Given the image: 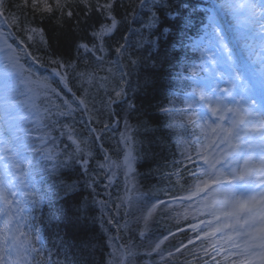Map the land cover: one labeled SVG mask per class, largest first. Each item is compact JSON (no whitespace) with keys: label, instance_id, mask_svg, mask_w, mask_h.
<instances>
[{"label":"snow or ice","instance_id":"6c2138e0","mask_svg":"<svg viewBox=\"0 0 264 264\" xmlns=\"http://www.w3.org/2000/svg\"><path fill=\"white\" fill-rule=\"evenodd\" d=\"M74 2L83 4L85 8L92 6L91 0H21L18 7L52 18L56 13L72 17L73 12L69 8ZM116 3L117 0H104L103 3L96 0L95 7L107 13L110 20L109 24L101 25L100 31L93 33L97 41L103 42L105 36H110L117 29L118 21L111 15ZM153 3L161 4L163 0H153ZM4 10L5 0H0V16L4 15ZM225 10L238 23L242 19L248 38L259 37L264 46V0H214L208 9L210 15L204 36L192 44V48L201 53V63L194 64L190 77L186 78L190 79L192 90L185 100V112L191 109V114L186 115L187 120L203 122L201 132L208 143L201 145L206 151L197 152V155L207 167L199 175L193 174L196 180L192 188L186 189V195H175L172 199L181 202L201 198L202 206L209 209L202 214L212 217L201 223L207 229L204 237L213 241L214 253L219 254L221 249L230 252L231 264H264V103L256 104L258 95L264 101V72L256 74L236 39L230 37L228 27L221 23V13ZM11 19L16 21V17ZM157 21L154 16L148 27H155ZM22 31L29 41L36 36L45 41L42 28L28 27ZM14 43L17 42L9 43L8 36L0 32V53L4 54L7 62L5 70L19 66L18 52L24 56L31 55L24 47L19 50L13 47ZM19 43L24 44L23 41ZM79 47L91 51L86 44ZM99 50L104 49L100 47ZM201 71L208 72L209 76L199 77ZM8 74L5 71V75ZM221 82L228 86L221 89ZM37 84L50 89L47 78L37 81ZM221 91L223 96L219 95ZM120 94L116 93L117 96ZM3 99L4 104L0 107L4 108L7 116L11 107L10 97L6 94ZM26 147L14 132L7 138L0 134V164L3 165L4 176L11 177L0 179V264H30L29 255L39 251L31 246L28 233L22 231L20 224V213L24 209L20 208L21 201L17 196L19 194L28 200L33 196L31 191L20 192L15 184L17 180L23 184L22 177L27 174L21 171V164L32 163L24 154ZM159 203L176 210L167 201ZM157 207L153 204L146 209L143 215L145 223ZM192 227L198 228V225ZM161 243L163 241L156 243L154 250H158ZM204 251L216 259L207 248ZM168 255L172 257L174 253L169 252Z\"/></svg>","mask_w":264,"mask_h":264},{"label":"trees","instance_id":"16d2710c","mask_svg":"<svg viewBox=\"0 0 264 264\" xmlns=\"http://www.w3.org/2000/svg\"><path fill=\"white\" fill-rule=\"evenodd\" d=\"M91 3V7L85 8L83 4L74 2L69 8L73 12L72 17L56 13L52 18L18 7L21 0H5V14L14 28L20 27V31L29 25L44 29L45 41L36 36L25 42L38 62L50 63L51 66L62 64L74 73L79 84H86L80 89L74 88L88 102V111L95 126L104 128L111 124L117 116L116 110L122 116L126 103L114 107L115 110L110 103L125 96L130 98L128 101L133 106L127 110V116L133 126L132 136L138 144L140 183L151 195L175 193L186 180V172L180 171L175 135L166 127L169 117L162 110L173 96L177 69L188 59L185 37L191 33L196 20L202 17L196 6L199 8L203 3L201 0H163L161 4L153 3V0H117L111 13L118 21L117 29L110 36H105L103 42L97 41L93 33L100 31L101 25L109 24L110 20L107 13L95 7L96 0H91ZM154 16L158 18L156 26L149 28ZM12 17H16L15 22ZM81 44L88 45L91 51L79 47ZM100 47L104 50L100 51ZM90 75L94 79L90 80ZM85 87L89 89L82 93L87 89ZM124 88H127L126 94ZM117 92L121 94L117 96ZM68 99L76 110L67 117L72 136L78 146L83 147L82 151L94 150L95 137L80 106L73 98ZM103 134L105 146L114 155H119L118 132L106 130ZM62 145L69 146L65 141ZM94 155L97 159L102 158L98 151ZM60 184L55 193L78 188L69 176H65ZM63 203L65 216L57 226L63 240L75 244V249L69 248L63 255L72 264H102L103 258L98 250L103 241L95 220L96 212L92 209L85 212L81 194H73ZM162 218L164 220L165 217ZM163 220L153 225V233H157V229H166L169 224ZM194 253L193 250L190 255Z\"/></svg>","mask_w":264,"mask_h":264},{"label":"rangeland","instance_id":"374dc122","mask_svg":"<svg viewBox=\"0 0 264 264\" xmlns=\"http://www.w3.org/2000/svg\"><path fill=\"white\" fill-rule=\"evenodd\" d=\"M235 39H237V36H235ZM261 70V69H260ZM46 90V89H45ZM239 99V98H238ZM211 122V121H210ZM125 129L123 131V134H122V139H124L125 143L127 144L128 146V153H126V156L125 158L123 159V162H122V166L123 168L125 169V171H123L125 174H127L128 176L124 178L123 180V183L126 185V193L125 195L123 196V200H125V197H135L138 201H140L143 196H140L139 198L135 195H133V193L135 192L136 189L139 188V185L137 183V178L135 176V171L133 172V167H134V162L131 160V157L133 156V153H134V148H133V145L134 143L131 141V137L129 135V130L126 128L127 124L125 123ZM87 153H83L84 157H85V161H81L80 159H82L81 156H77L75 159L83 166H87V160H88V157L90 156V151H88L86 149ZM112 161V160H111ZM98 167H100V163H96V165H94V169H97ZM100 170V169H98ZM117 178L115 177H111L110 176V182H106V184H104V188L107 189L108 188V184L107 183H111L112 182H115Z\"/></svg>","mask_w":264,"mask_h":264}]
</instances>
